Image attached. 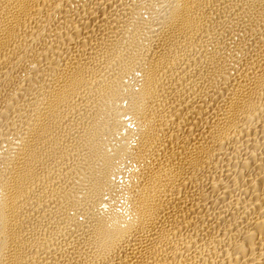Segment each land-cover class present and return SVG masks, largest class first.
Here are the masks:
<instances>
[{
  "label": "bare ground",
  "instance_id": "obj_1",
  "mask_svg": "<svg viewBox=\"0 0 264 264\" xmlns=\"http://www.w3.org/2000/svg\"><path fill=\"white\" fill-rule=\"evenodd\" d=\"M0 264H264V0H0Z\"/></svg>",
  "mask_w": 264,
  "mask_h": 264
}]
</instances>
